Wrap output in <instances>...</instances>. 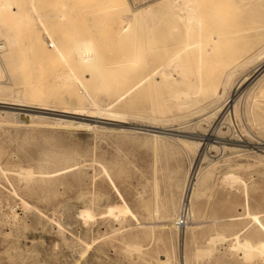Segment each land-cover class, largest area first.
Wrapping results in <instances>:
<instances>
[{
    "label": "rangeland",
    "instance_id": "1",
    "mask_svg": "<svg viewBox=\"0 0 264 264\" xmlns=\"http://www.w3.org/2000/svg\"><path fill=\"white\" fill-rule=\"evenodd\" d=\"M16 1L0 29V43L6 36L17 40L14 66L1 61L0 54V87H13L14 93L0 102L38 109L0 105V264H186L188 254L195 256L193 264H245L232 241L243 228H252L251 214L264 218V74L261 81L252 82L255 77L239 88L237 84L250 73L264 71V0H233L225 6L218 4L221 0H201L203 7L212 4L219 10L207 19L204 36L213 41L204 46L201 66L204 74L216 77L218 89L215 101L188 111L167 102L163 87L138 84L133 73L125 83L111 82L109 91L94 94L98 106L42 102L50 92L66 96L78 90L76 94L85 96L88 92L77 79L89 80L90 73L76 69L62 85L56 79L70 72L71 63L31 52L36 35L53 50L41 12L64 13L63 18L44 21L58 24L50 29L67 33L74 47L96 50L108 72L128 71L135 65L132 50L128 41L116 38L117 32L131 11L163 0ZM31 2L37 11L28 9ZM4 6L0 4L1 14L6 13ZM165 12L161 5L136 18V26L146 25L148 59L166 54L167 35L154 29ZM172 34L179 35V29ZM178 76L174 71L173 77ZM16 109L30 111L28 120ZM39 109L52 112L36 113L48 112ZM146 125L185 129L188 134L165 131L171 133L161 138L133 130L148 129L141 127ZM210 133L219 140L205 142ZM178 136L193 145L178 144ZM53 154L70 160L58 164ZM190 168L194 182L199 171L214 169V184L193 200L200 224L194 227L193 253L180 247L174 227L160 223L161 216L154 213L156 207L169 219L179 213L172 199ZM27 171L33 175L29 180L24 178ZM125 208L131 213L120 212ZM217 218L219 223H210Z\"/></svg>",
    "mask_w": 264,
    "mask_h": 264
},
{
    "label": "bare ground",
    "instance_id": "2",
    "mask_svg": "<svg viewBox=\"0 0 264 264\" xmlns=\"http://www.w3.org/2000/svg\"><path fill=\"white\" fill-rule=\"evenodd\" d=\"M232 1L233 0H221L218 4L225 6L227 3L229 4ZM15 3H17L16 0H0V4L5 5L4 7L6 8V13L4 14L0 13V29L3 25H6L5 17L13 13L12 6L15 5ZM202 3L203 2H201V0H163V1H156L153 4L149 5L147 8L139 10L137 12L131 11V15L129 16L127 21H125V24L119 28V31L117 32V35H116V38L118 40L128 41L130 43V48L132 50V59L135 62V65H132L128 71L126 69L122 71H116L112 69L108 72L107 70L104 69L103 64H102V59L100 58V56L98 55L99 53H97L96 50H94V52L92 51L88 53L89 49H86V52H83L82 49L77 48L76 45L74 47L67 33L61 32V30H59L58 28H55L52 30L50 29L52 26L54 27L58 26V24L51 23L50 25H48L44 21V19L47 21H51L52 19L63 18L64 13L51 15V13H48L47 11L41 12L40 20L45 30L49 32L48 36L51 39L53 50L50 53L49 48L45 47L43 42L41 41L40 35L39 36L36 35V36H33L32 38L31 52L34 55L39 54L38 56L45 60H48L50 58V59H56V60L63 61V63L64 62L69 63V64L71 63L70 72L63 74L61 78L59 77V79H56L57 81L58 80L61 81L62 85L66 86V84L69 83V81L71 80V74H73V72H76V69H84L86 72L90 73L89 80L77 79L80 85L85 87L86 91L88 92L85 96H80L76 94L78 90L76 92H71L70 95L69 93H67L68 96L67 95L62 96L60 94H55L54 92L52 93L50 92L45 98H42L43 99L42 102L46 103V105L47 104H60L63 106H68V107L70 105L71 106L75 105L76 107H80L84 102H91L98 106L99 104L95 99L96 94L109 91L112 87L110 86L111 82L113 84L119 83V81L120 82L122 81L125 83V81H128L129 79L128 75L133 73L134 79L138 80L137 82L138 84L142 82H150V84L155 85L156 88L163 87V89L165 90L167 94L166 95L167 102L173 103L174 107H176L178 110L180 109V111H188L190 109H197V108L199 109L203 105H208L212 103L217 95L218 81L216 80V77L213 76L212 74L210 73L204 74V72L201 69V66L203 64L204 57H205L204 56V52H205L204 46L207 45V43L209 44L210 42L213 41L209 38H205L204 36L205 27L210 22V20L214 16L217 15L219 10L215 8L212 4H210L209 6L207 5L203 7ZM161 5L162 6L164 5L166 12L161 17H159L161 23L159 22L160 24H156L154 29H156L155 31H157V33H159L160 35H163V34L167 35L164 39L167 44L166 49H165L166 54L164 57L159 54L153 55L151 56V59H148L150 57V56L148 57V55L150 54L148 51H146L144 47L147 36L145 37V35H143L145 33V32L143 33V29L144 28L146 29V25L140 24L136 26L135 25L136 18L138 14L145 13L146 11L147 12L150 11L151 13H153L154 9ZM28 9L37 11L36 5L33 2L30 3V7ZM23 11H24V7L23 9L18 10L19 14L24 13ZM207 19L209 22L207 21ZM177 29H179V35L175 36L172 33ZM151 38L150 40L154 41L152 43H155L156 40L151 39ZM78 40L79 41H77L76 44L80 42L82 39H78ZM16 44H17V40L14 37H11V36L5 37L4 43H0V54L4 57L3 60L0 58L1 61L10 62L11 66H14L16 64L14 63V60L17 57L15 53ZM209 52L210 51L206 49V53H209ZM165 64H168V65L166 66V68L162 69V67ZM194 67H198V69L194 70ZM174 71L178 73L179 75L178 78L173 77ZM263 74H264V71H262L261 73H259L258 71V73L256 74L250 73L237 84V87L239 88V86L242 84V81L247 80V79H253L256 77L255 80L252 81V82H255L258 79H260ZM158 78L161 80V82L159 83H157ZM137 83L135 85H138ZM234 84L235 82L233 83V85ZM131 90L132 89L127 90L125 94H123L120 98L128 95L131 92ZM13 93H14L13 87L11 88V90H8L5 87H0V97L10 96L11 98H13ZM17 95L19 97L20 93L18 92ZM24 96L27 97L28 94L25 93ZM0 105H9V106H16V107H25L29 109L30 108L38 109L36 107H31V106L29 107V106L17 105V104H8L4 102H0ZM105 107L107 106L105 105ZM39 110H47L48 112L43 113L44 112L43 111V112H36V113L48 114L49 112H52L51 110H48V109H39ZM13 111H18L17 115L22 116L23 119L25 120H28L27 113L30 111L28 112L19 111V109H16ZM8 113L9 112L7 110L3 112V114H8ZM13 115L15 116V114ZM43 117H45V115ZM92 120L94 123H99L98 119L94 118ZM116 122L120 123L119 121H116ZM125 124L127 125V123ZM141 127H145L148 129L153 128L154 130H157L158 132L144 130V129L135 128V127H133V130H137V132L139 130H142L143 132H146V134L151 133L153 134L154 137H161V138L169 136V134L163 133L165 131L182 133L185 135L187 133V130L185 129L169 130L166 127L160 128V127L148 126V125L141 126ZM129 128L132 129V127H129ZM215 133L213 134L210 133V135H205V138H204L205 142L210 144V143L215 142V140H219V138L216 136ZM179 136L177 137L178 140H175L178 142V144L180 141L182 145L187 146V147L188 146L190 147L193 145L191 144V142H188L185 140H179ZM155 141L158 142V140H154V142ZM149 143H150L149 141L145 142V144H149ZM52 158L58 164H65L69 162L70 160V157L64 154H53ZM69 168L70 167L66 169H69ZM194 174L195 173L192 172V169L190 168L187 174V181L182 186L181 191H180V192H183L181 195L180 201L178 197L180 192L177 193L178 195H176V199L175 197L172 199L173 205H175L176 207L179 205V211H178L179 213L177 215L169 219V217H164L161 215V211L158 207H156L154 210V213L161 216V218H157V219H160L159 220L160 223H162L163 225L168 224L174 227V229L176 230V234L179 237L178 239H179L180 247L183 248L184 246V250H186L188 253H193V250H194L193 248H194L195 237H196L195 236L196 232L194 231V227L200 225L198 223V219H199L198 214H197L198 212L196 211V209H194L193 200L201 197L204 194V191L210 188V183L214 184V182H211L213 175H214V169L207 168L205 171H199V174L196 175V182L193 181ZM23 175H25V173H23ZM32 177L33 175L31 171L30 172L27 171L26 177L24 176V178L25 179L27 178L28 180ZM155 200H156V197H155ZM263 205H264V199H263ZM15 210L16 208L14 209V211ZM120 212L124 213V215L126 214L128 215V213H131V211L126 208L121 210ZM110 215H111V212H110ZM86 216L92 217L93 214L87 213ZM250 216H252V228L250 227L251 229H248V230L243 228L241 235H239L240 234L239 232L238 234L233 235L235 236V238L232 241L233 243L232 247L234 249L235 248L239 249L238 252L241 251L243 253L245 264H264V218L256 214L254 215L251 214ZM78 218H81V217H78ZM81 219H83V217ZM219 222H220V219L217 218L216 220H213L210 223H219ZM27 230H28V227H27ZM182 235L184 236L183 242H182ZM133 249L135 250L136 248H133ZM194 259H195V256L189 255V254L186 255V264H193Z\"/></svg>",
    "mask_w": 264,
    "mask_h": 264
},
{
    "label": "water",
    "instance_id": "3",
    "mask_svg": "<svg viewBox=\"0 0 264 264\" xmlns=\"http://www.w3.org/2000/svg\"><path fill=\"white\" fill-rule=\"evenodd\" d=\"M140 129H142V128H140ZM144 130H149V131H157V130H154V129H144ZM158 132V131H157ZM163 133H171V132H163Z\"/></svg>",
    "mask_w": 264,
    "mask_h": 264
}]
</instances>
